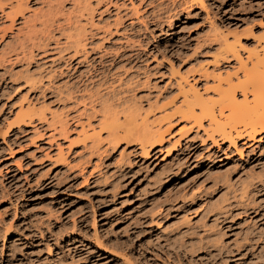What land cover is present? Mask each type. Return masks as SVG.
<instances>
[{
  "label": "rangeland",
  "instance_id": "374dc122",
  "mask_svg": "<svg viewBox=\"0 0 264 264\" xmlns=\"http://www.w3.org/2000/svg\"><path fill=\"white\" fill-rule=\"evenodd\" d=\"M15 1L0 10V264H264V134L230 143L177 111L255 74L239 60L264 57V0H24L13 21Z\"/></svg>",
  "mask_w": 264,
  "mask_h": 264
},
{
  "label": "bare ground",
  "instance_id": "6f19581e",
  "mask_svg": "<svg viewBox=\"0 0 264 264\" xmlns=\"http://www.w3.org/2000/svg\"><path fill=\"white\" fill-rule=\"evenodd\" d=\"M196 1L203 2V0ZM15 2V4H11V11L7 13V16L11 17L12 20L18 15L23 14V6L26 1L16 0ZM0 10L4 11L3 0H0ZM227 47H229L230 51L232 50V55L234 53V56H238L236 53L237 51H234V49H236L234 43H229ZM237 60H239V58ZM252 60H250L252 62H250L251 66L249 67L246 61L244 62L242 58H240L239 68L244 70V76L251 69L256 70L255 74L249 77L247 76V78L244 77L238 80L237 83H232V79L229 78V81L226 80L227 86H223L219 81V85L215 89V94L218 98L211 97L205 99L198 92L192 91L191 95L186 94L184 96V103L177 111L181 112L186 118L192 119L194 123L197 124L201 123L203 117H210L211 121L209 122L215 126L213 133L217 132L222 140H228L230 143H235L236 138H247L248 140L260 139L262 134H264V57L256 55L255 60ZM236 88L241 89L242 92L240 93L242 94V99L237 98ZM215 103H219L220 105L218 116L222 117L225 115V108L228 110V114L225 118L226 123L224 124L220 123V118L218 119V116L215 114ZM197 107L199 108L200 114L196 110ZM26 116L27 113H24L21 117H18V119L20 118V121H25ZM156 122L157 121H154L153 123ZM238 124H242L243 126H238ZM159 128L158 126V130H152V132H149L142 138L144 150H146L147 146L154 144L158 145L165 139V133L169 128L165 130H160ZM213 139L216 138L214 137Z\"/></svg>",
  "mask_w": 264,
  "mask_h": 264
}]
</instances>
